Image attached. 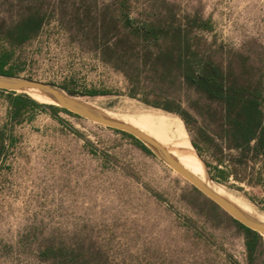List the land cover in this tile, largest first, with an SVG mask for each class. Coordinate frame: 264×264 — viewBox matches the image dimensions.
Segmentation results:
<instances>
[{
	"label": "rangeland",
	"instance_id": "1",
	"mask_svg": "<svg viewBox=\"0 0 264 264\" xmlns=\"http://www.w3.org/2000/svg\"><path fill=\"white\" fill-rule=\"evenodd\" d=\"M116 6L0 0V54L10 50L5 34L20 18L36 8L46 16L38 34L14 48L11 76L49 83L111 114L154 109L180 118L199 148L200 175L264 214V157L233 145L222 103L185 83L177 67L144 63L140 42L106 50V39H115L102 36L100 22ZM130 15L178 19L229 78L264 90V0H134ZM195 16L209 19L211 29L192 25ZM130 80L136 97L128 95ZM88 89L106 93H81ZM155 95L180 103L188 122L139 99ZM7 105L0 92V264H264L263 235L248 251L233 217L153 151L79 114L55 118L48 107L10 124Z\"/></svg>",
	"mask_w": 264,
	"mask_h": 264
},
{
	"label": "trees",
	"instance_id": "2",
	"mask_svg": "<svg viewBox=\"0 0 264 264\" xmlns=\"http://www.w3.org/2000/svg\"><path fill=\"white\" fill-rule=\"evenodd\" d=\"M133 1L117 0L114 15L108 21L101 20V29H105L102 36L107 37L109 35L111 37L113 35L115 39L112 43L109 42L108 38L106 39L103 44L106 50H109L112 44L114 45V50H117V48L134 49L136 43H142V51L145 55L144 63H149L155 69L161 68V65L165 68L167 66L177 67L178 73L185 83L208 98L222 103L225 111V122L228 125V133L233 145L235 147L252 148L256 153H260L264 157V90L261 85L254 86L249 82L240 81L237 77L229 78L222 68L195 48L189 32L185 31L178 19L173 18V20L163 22L161 19L141 20L131 16L130 7ZM45 18V12L36 8V10L25 14L6 31L5 37L11 48L7 52L0 54V74L14 75V64L11 63L14 48L36 36ZM189 22L200 29H211L212 27L209 19H203L198 16L193 17ZM110 25L114 30L112 34H109L105 28ZM133 61L141 62L142 57L136 56ZM136 85L130 80L128 95L137 96ZM0 92L5 93L8 104L7 121L10 124L20 122L26 114L37 108L48 107L49 113L55 118H59V111L78 115L54 104L41 103L24 92L1 88ZM70 92L74 93L73 91ZM81 93L88 95L104 94L106 90L88 89ZM139 99L149 106L175 113L186 123L188 122L190 114L182 108L180 103L175 102L171 98L155 95L152 98L142 96ZM172 117L191 147L195 158V166L199 168L200 162L195 150L196 148L199 151L197 144L193 140L191 142L189 137H187V131L183 126L182 120L178 117ZM127 123L131 124L130 122ZM131 125L145 134H149L137 124ZM111 128L128 136L144 151L152 153L133 134L118 128ZM252 141L254 144L250 147ZM218 173L223 176L222 170H219ZM232 220L243 230L246 247L248 251H252L260 238V234L235 218H232Z\"/></svg>",
	"mask_w": 264,
	"mask_h": 264
},
{
	"label": "water",
	"instance_id": "3",
	"mask_svg": "<svg viewBox=\"0 0 264 264\" xmlns=\"http://www.w3.org/2000/svg\"><path fill=\"white\" fill-rule=\"evenodd\" d=\"M0 88L24 93H26L25 91L28 89H36L50 98L53 101L51 104L68 109L92 121L118 128L133 134L135 137L141 140L146 147L157 154L171 168L191 182L198 190L215 202L230 216L250 227L251 229L256 230L259 234H264V222L260 221L251 214H248L227 198L213 191L198 177L192 175L185 168H183V166L176 159H174L173 156L162 145H160L144 132L140 131L138 128L108 115L106 111L100 109L99 107L89 105L78 97L65 93L64 91L54 87L49 83L29 78L0 74Z\"/></svg>",
	"mask_w": 264,
	"mask_h": 264
},
{
	"label": "bare ground",
	"instance_id": "4",
	"mask_svg": "<svg viewBox=\"0 0 264 264\" xmlns=\"http://www.w3.org/2000/svg\"><path fill=\"white\" fill-rule=\"evenodd\" d=\"M25 92L40 102H46V103L53 102L50 98H48L47 96H45L44 94H42L40 91L36 89H28ZM78 98L83 100L89 105L98 107L97 105H95L94 102L90 100L80 98V97ZM106 113L125 123L130 122L131 124H137L139 127L144 129L145 131L151 133L154 140L158 142L160 145H162L168 152L173 149L168 140V135H169L173 140L174 146H176V148L181 152L184 165L181 164L172 154L171 155L173 156L174 159H176L183 166V168H185L192 175L198 177L202 182H204L213 191L227 198L228 200L233 202L235 205H237L239 208H241L248 214L252 213L251 214L252 216L264 222V214L257 213L248 203H246L241 198L232 194L222 185L214 183L209 178L200 175V173L198 172L195 166V158H194L192 149L187 143V141L185 140L183 134L180 132L178 125L175 119L172 117V115L161 112L159 110H154V109L153 110L152 109H147V110L138 109L134 115L111 114L109 112H106ZM203 168L205 170L204 166ZM262 235L264 238V234Z\"/></svg>",
	"mask_w": 264,
	"mask_h": 264
}]
</instances>
